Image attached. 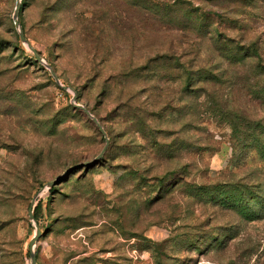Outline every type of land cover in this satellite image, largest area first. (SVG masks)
<instances>
[{"label":"rangeland","instance_id":"374dc122","mask_svg":"<svg viewBox=\"0 0 264 264\" xmlns=\"http://www.w3.org/2000/svg\"><path fill=\"white\" fill-rule=\"evenodd\" d=\"M15 4L0 264H30L36 227V264H264V0H21L19 27ZM74 103L109 141L47 187L106 144Z\"/></svg>","mask_w":264,"mask_h":264},{"label":"water","instance_id":"95a60500","mask_svg":"<svg viewBox=\"0 0 264 264\" xmlns=\"http://www.w3.org/2000/svg\"><path fill=\"white\" fill-rule=\"evenodd\" d=\"M21 6V0H16V4H15V8H14V12H13V20H14V24L16 27H19V23H18V11H19V8ZM19 38L22 42L26 43L27 46L32 50V52L34 53V56H35V59L37 62H40V63H45L42 59V57L40 56V54L35 50L34 47H32L28 42H27V39L24 35V32L19 29ZM49 70H50V73L51 75L53 76V78L55 79V81L59 82V78L56 74V72L50 68L48 66ZM61 86L63 88H67V86H64L61 84ZM76 96L73 97V100H75ZM74 105L80 109H82L85 114L91 118V120L95 123V125L98 127V129L100 130L101 134L103 135L104 137V140H105V146L103 147V149L101 150V152L95 157L93 158L91 161L89 162H82V163H79V164H76L74 166H71L69 168H67L61 175H59L57 178H55L54 180L50 181L47 183V187H52L53 185L59 183L62 178L67 175L68 173H70L72 170L76 169V168H81V167H84V166H93L96 164V162L102 157L105 149H106V146H107V143L109 141L108 139V136H107V133L106 131L104 130L103 126L101 125V123L99 122V120L90 112L89 109H87L86 107H84L83 105L81 104H76L74 103ZM34 202H35V197H33L31 203H30V206L28 208V216H29V219L31 221H34V215H33V206H34ZM41 231L38 227L35 228V234L31 237L30 241H29V255H30V264H36V253L34 251V246H35V243L36 241L38 240V238L41 236Z\"/></svg>","mask_w":264,"mask_h":264},{"label":"trees","instance_id":"16d2710c","mask_svg":"<svg viewBox=\"0 0 264 264\" xmlns=\"http://www.w3.org/2000/svg\"><path fill=\"white\" fill-rule=\"evenodd\" d=\"M75 109L80 110V109H78V108H75ZM33 215H34V218H36L35 209H34V211H33Z\"/></svg>","mask_w":264,"mask_h":264}]
</instances>
